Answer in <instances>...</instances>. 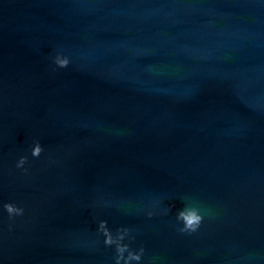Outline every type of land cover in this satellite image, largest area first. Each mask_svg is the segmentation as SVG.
Returning <instances> with one entry per match:
<instances>
[{
	"label": "water",
	"instance_id": "water-1",
	"mask_svg": "<svg viewBox=\"0 0 264 264\" xmlns=\"http://www.w3.org/2000/svg\"><path fill=\"white\" fill-rule=\"evenodd\" d=\"M125 261L264 264V0H0V264Z\"/></svg>",
	"mask_w": 264,
	"mask_h": 264
},
{
	"label": "clouds",
	"instance_id": "clouds-1",
	"mask_svg": "<svg viewBox=\"0 0 264 264\" xmlns=\"http://www.w3.org/2000/svg\"><path fill=\"white\" fill-rule=\"evenodd\" d=\"M52 63L57 68H65L70 63V58L68 55L64 54L62 51H56L51 56ZM43 151V147L39 140H34L30 145V155L32 157H38L40 153ZM27 157L25 155H20L16 160V167L23 169V165L25 164ZM4 210L8 214V217L11 219L13 216H20L24 213V208L22 206H18L13 202H5ZM151 215V213H149ZM176 219L180 221V231L194 232L200 226L203 216L195 209L190 207H182L176 212ZM11 228V225H9ZM96 230L101 232L103 236L107 234L109 228L107 227V221L104 219H100L96 223ZM105 242V241H104ZM144 251L143 248L140 249V253ZM133 259L139 261L141 256L140 254H136L132 257ZM127 264V261H125Z\"/></svg>",
	"mask_w": 264,
	"mask_h": 264
}]
</instances>
